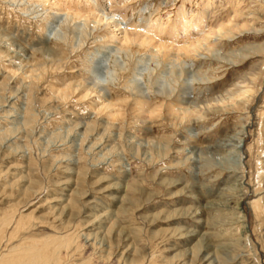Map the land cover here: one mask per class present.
I'll return each mask as SVG.
<instances>
[{"label": "rangeland", "instance_id": "1", "mask_svg": "<svg viewBox=\"0 0 264 264\" xmlns=\"http://www.w3.org/2000/svg\"><path fill=\"white\" fill-rule=\"evenodd\" d=\"M87 1L0 0V264H264V0Z\"/></svg>", "mask_w": 264, "mask_h": 264}, {"label": "bare ground", "instance_id": "2", "mask_svg": "<svg viewBox=\"0 0 264 264\" xmlns=\"http://www.w3.org/2000/svg\"><path fill=\"white\" fill-rule=\"evenodd\" d=\"M95 1H97V0H93V1L88 0L87 1L88 8L90 7L89 5L92 4ZM113 1H115V0H106V2H109L107 4V6L111 5L113 3ZM203 2H205L204 3L205 7H210L212 2H213V0H204ZM54 5H57V3H55ZM106 7H104V10H101V12H100V13H103V14H100V13L98 14V12H95L96 10L94 12H93V10H90L89 12L92 13V15H90V16H92V18L91 17H85L86 18L85 20L94 19L99 24H105V23L108 24V26L113 28V34L117 38L120 35H122L121 39L119 38V40H118L119 44H122V46L129 45V44L130 45L134 44V45H138L141 48V47L146 45L148 47L151 46V48L156 50V52H158L160 50L166 51V50H169L170 48L174 49V47L172 45H167L168 43L167 44H164V43L160 44L161 42L154 45V42L156 43V40L154 39V37L152 35H153V32H154L155 29L157 31H159L161 34H163V33L164 34H167V33L171 34V33H176L178 31H183L182 33H185L191 28L195 29V30H198V31H201L202 23L204 22V14H205V12L203 11V12H201L200 15H198L197 19L193 20L192 19L193 17L192 18L190 17V19H189L188 18V14H187V8H186L185 4H183L182 7L178 9V12H177V15H176V20H175L176 22L174 24H171L170 22L165 23L163 21L159 22L156 19L155 22L154 21H150L151 23L146 25V27H144L143 29H141L140 32H137L138 30L137 31L135 30L133 32H128V31H126V27L123 26L124 23L121 22L122 18L118 17L119 19H121V20H118L114 15L113 16H110V15L108 16V13H107L108 12V8H106ZM81 17H84V16H81ZM170 19L171 18H169V20ZM219 31H221V30H219ZM202 41L203 40H198L197 42H195V44L193 43L192 45H188L186 47L175 48L174 51L176 52V54H177V52L180 54L182 52L186 53V52L196 51L197 48L200 45H202L201 44ZM177 57H178V55H177ZM246 93H248V92H245L243 94H246ZM241 148L242 147H238L239 150ZM239 150H237V152H236L237 154L240 153Z\"/></svg>", "mask_w": 264, "mask_h": 264}]
</instances>
